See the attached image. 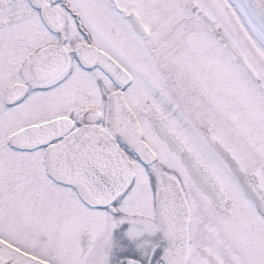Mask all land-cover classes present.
Instances as JSON below:
<instances>
[{
  "label": "snow or ice",
  "instance_id": "1",
  "mask_svg": "<svg viewBox=\"0 0 264 264\" xmlns=\"http://www.w3.org/2000/svg\"><path fill=\"white\" fill-rule=\"evenodd\" d=\"M0 264H264V0H0Z\"/></svg>",
  "mask_w": 264,
  "mask_h": 264
}]
</instances>
